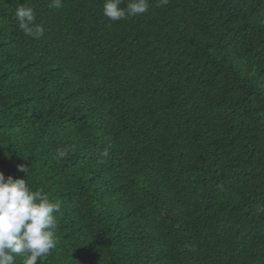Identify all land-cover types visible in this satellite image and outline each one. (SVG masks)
<instances>
[{"label": "trees", "instance_id": "trees-1", "mask_svg": "<svg viewBox=\"0 0 264 264\" xmlns=\"http://www.w3.org/2000/svg\"><path fill=\"white\" fill-rule=\"evenodd\" d=\"M157 2L0 0V172L62 202L38 264H264V0Z\"/></svg>", "mask_w": 264, "mask_h": 264}, {"label": "clouds", "instance_id": "clouds-1", "mask_svg": "<svg viewBox=\"0 0 264 264\" xmlns=\"http://www.w3.org/2000/svg\"><path fill=\"white\" fill-rule=\"evenodd\" d=\"M167 0H158L161 7ZM104 0L103 15L110 21L118 22L148 12L149 0ZM49 7L61 9L63 0H50ZM19 29L24 35L39 39L44 35L42 24L36 23L37 13L33 7L19 4L15 9ZM71 149H57L54 159L68 157ZM104 155H107L105 151ZM18 170L25 174L30 169L19 165ZM63 214L62 202L53 200L47 193L33 191L29 180L5 177L0 172V264H38V261L51 254L57 246L56 229L58 217Z\"/></svg>", "mask_w": 264, "mask_h": 264}]
</instances>
